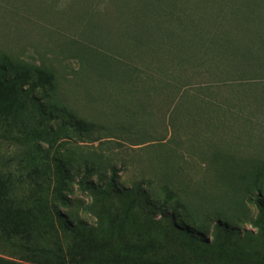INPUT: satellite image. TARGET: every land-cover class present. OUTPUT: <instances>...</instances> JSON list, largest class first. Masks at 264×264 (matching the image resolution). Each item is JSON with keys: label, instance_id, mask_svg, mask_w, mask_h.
<instances>
[{"label": "rangeland", "instance_id": "obj_1", "mask_svg": "<svg viewBox=\"0 0 264 264\" xmlns=\"http://www.w3.org/2000/svg\"><path fill=\"white\" fill-rule=\"evenodd\" d=\"M0 57V170L36 208L105 223L85 183L131 237L264 232V0H0Z\"/></svg>", "mask_w": 264, "mask_h": 264}, {"label": "trees", "instance_id": "obj_2", "mask_svg": "<svg viewBox=\"0 0 264 264\" xmlns=\"http://www.w3.org/2000/svg\"><path fill=\"white\" fill-rule=\"evenodd\" d=\"M86 57L92 68L101 55L91 50ZM17 67L11 63L12 70ZM39 68L46 69L43 64ZM4 70L0 67V78ZM83 189L106 213L105 223L100 216L92 225L66 218L61 209H70L67 198H61L60 205L45 202L36 208L28 196L17 193L12 174L0 170V264H246L238 248L242 240L264 247V232L234 236L219 222L210 239L193 232L188 240L179 241L174 234L186 226L178 225L171 215L150 222L151 229L160 227L162 233L131 237L123 230L126 221L118 214L119 205L106 199L109 190L85 183Z\"/></svg>", "mask_w": 264, "mask_h": 264}]
</instances>
